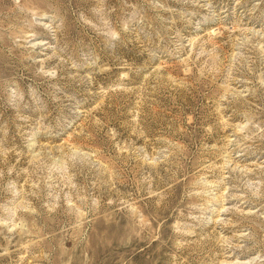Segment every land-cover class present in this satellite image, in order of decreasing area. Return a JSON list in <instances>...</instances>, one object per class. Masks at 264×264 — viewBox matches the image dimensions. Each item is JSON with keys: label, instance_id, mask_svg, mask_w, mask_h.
<instances>
[{"label": "rangeland", "instance_id": "obj_1", "mask_svg": "<svg viewBox=\"0 0 264 264\" xmlns=\"http://www.w3.org/2000/svg\"><path fill=\"white\" fill-rule=\"evenodd\" d=\"M264 264V0H0V264Z\"/></svg>", "mask_w": 264, "mask_h": 264}, {"label": "bare ground", "instance_id": "obj_2", "mask_svg": "<svg viewBox=\"0 0 264 264\" xmlns=\"http://www.w3.org/2000/svg\"><path fill=\"white\" fill-rule=\"evenodd\" d=\"M255 259H249L247 261H241V260H238V259H234L232 261H228V264H254L255 263Z\"/></svg>", "mask_w": 264, "mask_h": 264}]
</instances>
